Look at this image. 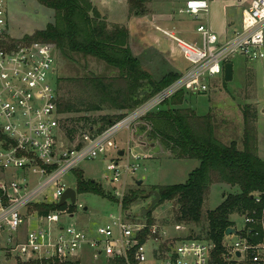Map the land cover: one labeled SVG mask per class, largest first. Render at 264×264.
Returning a JSON list of instances; mask_svg holds the SVG:
<instances>
[{"label": "built area", "instance_id": "obj_1", "mask_svg": "<svg viewBox=\"0 0 264 264\" xmlns=\"http://www.w3.org/2000/svg\"><path fill=\"white\" fill-rule=\"evenodd\" d=\"M208 10L207 0H188L179 13L197 18ZM9 27V12L5 0H0V172L10 176L0 181V251L40 264L73 263L87 251L93 260L103 258L106 264H210L212 243L178 234L184 229L179 226L127 216L122 211V195L117 215L109 216L94 231L65 225L66 218L84 209L76 201L66 205L70 202L66 200L62 209L42 217L29 207L59 206L67 190L61 182L64 176L82 163L117 150L113 137L119 131L128 134L176 93H207L210 80L222 79L224 65L233 59L264 64V0H250L242 13L241 28L229 39H219L205 24L197 26L198 41L194 43L158 29L174 43L188 68L120 121L101 133H83L73 145L65 140L64 116L58 111L54 48L26 42L24 37L16 39ZM136 169L127 160L123 173L133 174ZM107 170L113 175L111 182H117L118 163L112 161ZM254 202L260 204L261 199ZM242 218L243 229L233 235L236 242L222 245L224 259L235 264H264V209L246 212ZM30 220L36 223L32 231L27 228Z\"/></svg>", "mask_w": 264, "mask_h": 264}, {"label": "trees", "instance_id": "obj_2", "mask_svg": "<svg viewBox=\"0 0 264 264\" xmlns=\"http://www.w3.org/2000/svg\"><path fill=\"white\" fill-rule=\"evenodd\" d=\"M36 2L52 11L53 20L43 30L24 37V40L48 44L54 48L57 62L82 67L81 76L57 78L58 111L64 116L62 127L67 144L73 145L85 132L101 133L178 79L177 73L168 72L158 81L151 80L131 52L127 28L109 25L89 0ZM127 2L130 15L142 17L147 13V0ZM89 60L102 63L119 75L114 78L97 77L87 72L86 65H81V62L86 64ZM184 95L180 91L146 114L135 136L147 133L146 140L158 141L173 159L198 162V167L188 175L184 184L156 189L160 198L158 204L175 205L171 226L184 229L201 226L197 235L188 232L187 238L214 245L210 264H235L224 259L222 246L226 230L234 227L232 217L250 211L260 213L264 209V160L257 153V113L251 106H245L242 110L241 146L233 141L224 144L216 136L215 121L209 113L198 116L194 111L180 107ZM105 106L119 114L104 116L100 121L90 123L88 118L79 119L89 124L86 131H79L80 134L75 128L65 125L71 115L99 113ZM73 173L77 194L105 198L99 184L85 181L79 170ZM216 184L226 188L228 194H223L221 204L210 210L206 203L211 187ZM144 196L143 193L131 192L122 199V209L128 210L133 202ZM257 197L261 199L260 204L254 202ZM62 208L58 205H33L29 211L33 210L42 217ZM150 215L151 212L146 216L148 223H152Z\"/></svg>", "mask_w": 264, "mask_h": 264}, {"label": "rangeland", "instance_id": "obj_3", "mask_svg": "<svg viewBox=\"0 0 264 264\" xmlns=\"http://www.w3.org/2000/svg\"><path fill=\"white\" fill-rule=\"evenodd\" d=\"M184 1L173 0L167 2L166 11H169V15L171 16L174 14V17L178 19L183 17L184 22L191 24L194 29L195 25L199 23L206 24L203 14L199 15L197 21L190 19L188 16L179 17L177 15V9L183 5ZM213 1L214 7L216 8V15L214 16L211 12L209 16L212 24L220 27L222 24L227 23V21H232L235 22V25H237L236 28L238 29L240 27L238 23L239 17H242V12L247 9L250 0ZM150 3L148 6H152V3ZM94 4L98 9L102 10V13L108 11L117 21L121 22L125 19L127 11L125 4L121 0H96ZM5 6L11 17L9 32L16 39L28 35L31 36L33 32L43 30L53 20L52 11L40 6L36 0H5ZM223 10L225 11V16L222 14ZM148 13L144 15L146 16ZM148 26L146 25V27ZM146 27L144 26L143 28L145 32ZM232 29L231 27L228 28V36L233 35L234 32L231 35ZM184 39L187 40L189 38L186 36ZM145 42L143 43L142 40L139 44L135 42L130 49L133 56L139 60L142 70L151 80L158 81L168 72L185 70L189 66L181 58L179 53L176 52V54H171L169 57L168 55L159 53ZM172 45L175 47L174 43ZM173 46H171V42H166L161 44L159 48L165 53H171V47ZM231 64L233 66V78L231 82L226 83L223 78L221 81V77L213 78L209 82L210 89L207 93L198 95L185 94L183 104L180 107L190 109L198 116H204L209 113L215 121L216 136L218 139L224 144H229L232 141L236 142L240 147L243 134L242 110L245 106H251L257 113V153L258 157L264 160V64H250L241 59H233L231 60ZM81 65H86L87 72L97 77L114 78L119 75L116 70L109 69L102 63L93 60H89L86 64L81 62ZM82 74V67L80 66L75 67L72 64H65L62 61L57 62V77L71 78L77 75L81 76ZM104 108L99 113L71 115L68 117L69 119L65 125L75 128L77 133L80 134L79 131H86L89 124L86 125L80 122L79 119L88 118L90 123L91 121H100V118L104 116L119 114L118 112L110 110L107 106ZM167 108L168 106L164 109ZM170 108L173 107L170 106ZM140 126L141 123L136 124L128 134L125 130L119 131L113 137V142L117 150L112 151L106 157H100L94 161L82 163L78 167L83 179L99 184L106 196L102 198L91 194H77L76 204L83 206L87 210L84 211L83 209L82 211L79 209L71 218H66L64 220L66 226L76 227L81 224L83 226L82 229L94 231L100 224L106 222L109 216L117 215L119 196L122 195L125 198L131 192L143 193L146 196L152 191H157L156 189L160 187L184 184L188 175L198 167L197 161L173 159L158 141L148 142L146 140L147 133H142L139 138H135V134L138 133ZM140 144L144 148L137 149L136 146L140 147ZM143 149H147L146 154L152 159L149 160L150 162H145L142 159ZM259 149L262 150L261 155H259ZM119 152H124V155L119 157ZM135 158L138 159L136 160ZM127 160L130 165L137 166V169L133 174H126L125 176L123 166ZM112 161L118 163L120 172L118 181L114 183L111 182L112 173L107 170V167ZM9 177V174L0 172V181ZM105 178H108V180ZM135 181H140L142 184L138 185ZM61 182L67 189L76 191V177L74 173L71 172L64 176ZM233 191L235 192L237 190ZM223 194H228L226 188L217 184L213 185L207 199V209H216L221 204ZM145 196L133 202L128 210H122L123 213L131 218L147 220L146 216L139 217L138 215L146 210L153 200V197ZM66 205H70V202H67ZM175 211L176 208L173 203H164L161 205L157 203L151 210L150 219L153 224L172 227V216H174ZM242 217L243 215L232 217L234 227L230 229L236 230V233L244 227ZM27 228L31 231L34 230L36 223L30 221ZM200 230L201 226L197 228L192 227V229L180 230L178 234L187 236L188 232H191L197 235ZM230 237L232 236H225V238ZM236 240L235 236H233L228 240V243L234 244ZM224 243L228 244L226 240H224ZM26 262L23 258L21 260L18 259L16 255L9 256L7 253L0 251V264H25ZM74 262L80 264H106L103 258L93 260L88 251L85 252V255L80 261Z\"/></svg>", "mask_w": 264, "mask_h": 264}, {"label": "crops", "instance_id": "obj_4", "mask_svg": "<svg viewBox=\"0 0 264 264\" xmlns=\"http://www.w3.org/2000/svg\"><path fill=\"white\" fill-rule=\"evenodd\" d=\"M89 1L92 4V6L97 10V12L100 14V16L103 19H105V21L109 25H111V26H122V27L127 28L129 36H130V40H129L130 48H132L133 43L137 42L139 44V43H141V40H142L143 43L146 41L145 43L149 44L151 47H153V49L157 50L161 54L168 55L169 57L171 56V54H176V52L178 53L176 47H174L172 45V43H171V46H173V47H171V53H169V52L165 53V52L160 50L159 46L161 44L166 43V42L170 43V41L167 40V38H165L158 31V29L171 32V33L175 34L176 37H178V38H180L186 42L194 43V42L198 41V38L196 35V28L201 23L195 25V29H194V27H192L191 24L184 22L183 17L181 19H178V18L174 17V14H173V16L169 15V11H166L167 10L166 4H167V2H171L173 0H151V3H152V6L150 5L151 7L148 6L150 3V0H147L149 2H148V4L146 3L147 4L146 8H147V12H149V13L146 16L144 15L142 17H134V16L130 15L129 6H128V2H127L128 0H121L125 4V8L127 11L125 19L121 22L117 21L114 17H112V15L108 11L107 12L104 11L102 13V10L98 9L97 6H95V4H94V2H96V0H89ZM187 1L188 0H185L183 5L177 9V15H179V17L186 16L184 14H180L179 11L184 8L185 3ZM207 2L209 5V10H208V13L206 15H203L205 18V22H206L205 25H207V27L211 30V32L213 34H215L216 36H218L219 39H221V40L229 39L231 36H228V32H227L228 28L229 27L233 28L231 30V35L234 31L239 30L241 28V18L242 17L241 16L239 17L238 23H239L240 27L238 29L236 28L237 25H235V22H232V21H227V23L222 24V26H220V27L215 26V24H212V21L209 18V16L211 15V12L214 14V16L216 15V8L214 7V1L213 0H207ZM222 14L225 16L224 10H223ZM188 17L190 19H193L194 21H197L199 16L197 18L190 17V16H188ZM10 19H11V17H10ZM11 22H12V20H11ZM146 25L147 26L149 25V26L146 27ZM144 26L146 27V32H145V29H143ZM28 36H30V35H28ZM186 36L189 39H187V40L184 39ZM187 68L188 67H186V69ZM185 70H180V71L177 70V72H175V73H177L180 76ZM221 81H222V79H221ZM209 89H210V86H209ZM135 138H139V137L135 136ZM141 147L144 148V146L142 144H140V147L136 146L137 149H141ZM261 151L262 150L259 149V155L262 154ZM146 152H147V149H143V151H142L143 158L142 159L145 162H150L149 160H152V159H151V157H149L148 154H146ZM135 182L137 184L138 181H135ZM30 221H34V220H30ZM79 226L83 228V226L81 224H79ZM230 239L231 238H228L225 240L228 241Z\"/></svg>", "mask_w": 264, "mask_h": 264}, {"label": "water", "instance_id": "obj_5", "mask_svg": "<svg viewBox=\"0 0 264 264\" xmlns=\"http://www.w3.org/2000/svg\"><path fill=\"white\" fill-rule=\"evenodd\" d=\"M233 78V66L231 63H226L223 68V79L224 82L229 83L232 81ZM124 155V152H119L118 156L122 157ZM138 185L142 184L140 181L137 182ZM145 197H153V200L151 201L150 205L146 210H144L141 214H138L140 216H147L153 207L159 202V195L156 191H152L149 194H147ZM66 200H69L71 204H74L76 201V191L72 189H67L65 193L62 195L59 206L63 205ZM87 209L85 208L84 211ZM236 234V230L234 229H227L225 232V236H233ZM236 257L239 258L240 254L237 253Z\"/></svg>", "mask_w": 264, "mask_h": 264}]
</instances>
